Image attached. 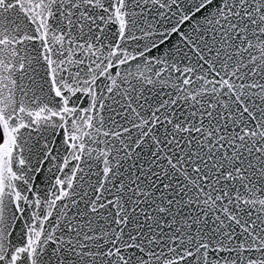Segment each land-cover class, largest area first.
I'll return each mask as SVG.
<instances>
[{"label":"snow or ice","instance_id":"1","mask_svg":"<svg viewBox=\"0 0 264 264\" xmlns=\"http://www.w3.org/2000/svg\"><path fill=\"white\" fill-rule=\"evenodd\" d=\"M0 264H264V0H0Z\"/></svg>","mask_w":264,"mask_h":264}]
</instances>
